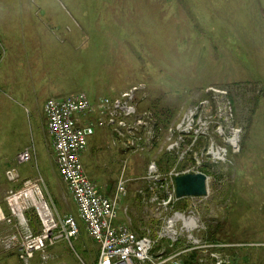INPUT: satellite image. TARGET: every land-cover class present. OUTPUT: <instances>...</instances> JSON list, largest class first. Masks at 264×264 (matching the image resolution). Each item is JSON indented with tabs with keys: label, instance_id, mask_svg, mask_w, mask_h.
<instances>
[{
	"label": "rangeland",
	"instance_id": "374dc122",
	"mask_svg": "<svg viewBox=\"0 0 264 264\" xmlns=\"http://www.w3.org/2000/svg\"><path fill=\"white\" fill-rule=\"evenodd\" d=\"M47 82L64 91L39 94ZM136 84L144 86L137 107L150 117L154 146L144 130L136 147L125 148L104 118L90 115L104 125H97L90 140V161L83 156L86 170L112 197L119 180H127L117 197L119 223L158 240L155 252L188 249L181 264H216L204 253L210 251L224 254L230 264H264V0H0L4 210L9 213L4 200L10 189L40 177L58 213L77 216L64 196L67 185L55 159L45 102L84 90L95 105ZM200 103L209 132L196 144L188 136L171 149L179 136L170 141L168 128ZM233 126L241 129L238 150L224 138ZM213 145L227 147L229 155L216 158ZM26 150L32 158L20 162ZM11 168L18 169L20 180H8ZM197 172L209 178L207 196L178 198L177 175ZM184 216L191 218L189 226ZM29 218L38 230L35 213ZM169 218L177 220L180 236L174 243L162 236ZM8 228L3 225L2 234ZM80 232L71 243L61 240L38 252L32 264H95L98 244L82 220ZM195 240L210 247L192 250ZM0 264L25 263L16 252L0 250Z\"/></svg>",
	"mask_w": 264,
	"mask_h": 264
},
{
	"label": "built area",
	"instance_id": "2783aa9c",
	"mask_svg": "<svg viewBox=\"0 0 264 264\" xmlns=\"http://www.w3.org/2000/svg\"><path fill=\"white\" fill-rule=\"evenodd\" d=\"M143 87V84L132 85L117 97L101 98L95 105L84 90L69 95L49 97L46 100L44 114L48 119V131L53 138L55 159L62 180L74 197L78 214L77 216L72 213L60 215L54 206V201L47 194L48 188L43 178H27L22 186L7 192L4 201L9 213L0 203V228L3 225L9 227L4 234L0 230V250L6 253L16 252L25 264H32L38 252H45L61 240H68L71 243L73 239H77L81 233L82 220L87 232L99 246V259L95 264H181L182 253H186L188 249L175 255H169L164 250L155 252L158 240L151 235L137 234L127 223H119L117 197L127 188V180L124 178L119 180L117 196L111 198L105 195L100 186L93 181L83 161L90 140L96 135L97 125H104L101 120L95 123L89 118L90 115L104 118L119 136L117 137L123 140L124 147L127 146L129 149L132 146L136 147V142H141L140 140L145 138V134L144 136L140 134L144 130L148 144L154 146L156 134L149 120L150 117L142 116L137 107L138 95ZM216 91L226 95L222 90ZM205 103L207 101L203 102ZM203 104L192 107L180 124L168 128L170 141L173 137L179 136L178 140L171 143V149L180 147L182 142L187 141L188 136L192 139V144H196L205 133L209 132L210 120L201 116ZM230 109L231 112L232 108ZM220 129V134L224 135L225 131ZM230 129L231 135L225 134L224 138L234 150H238L241 129L234 126ZM212 149H216L215 145ZM213 154L216 158L223 159L229 155L228 148L218 146ZM31 158L32 154L28 150L19 155L20 162H26ZM150 169L154 177L157 172L155 164ZM6 177L10 182L21 179L17 168L8 169ZM172 195L173 193L164 204L168 205L172 201ZM30 212H34L37 217L38 230H35L30 223ZM176 215H180V218L183 216L180 213ZM183 220L188 226L191 224V218L184 216ZM176 221V218H169L165 230L162 231V236H167L173 240V243L180 236L175 226ZM193 244L192 250H207L210 247L208 243H202L200 240H195ZM204 253L211 254L216 264L231 263L224 254L213 251ZM47 257L48 255L44 254L43 258L47 259ZM81 264L88 263L82 260Z\"/></svg>",
	"mask_w": 264,
	"mask_h": 264
},
{
	"label": "water",
	"instance_id": "95a60500",
	"mask_svg": "<svg viewBox=\"0 0 264 264\" xmlns=\"http://www.w3.org/2000/svg\"><path fill=\"white\" fill-rule=\"evenodd\" d=\"M208 176L203 172L184 173L175 178L177 197L184 198V196H207L208 190Z\"/></svg>",
	"mask_w": 264,
	"mask_h": 264
},
{
	"label": "crops",
	"instance_id": "0c3cea01",
	"mask_svg": "<svg viewBox=\"0 0 264 264\" xmlns=\"http://www.w3.org/2000/svg\"><path fill=\"white\" fill-rule=\"evenodd\" d=\"M13 89H15V87H13ZM59 92V91H64L63 90V88H62V86H61V84H51V83H49V82H47L46 83V85H43V86H41L39 89H38V93L39 94H41V92L43 93V94H51V93H54V92ZM50 97H53V96H50ZM49 98V97H48ZM47 98V99H48ZM49 132V131H48ZM51 138H52V136H51ZM53 139V138H52ZM85 155L87 156V159L89 160V148L87 149V151H86V153H85ZM84 155V156H85ZM90 161V160H89ZM88 173H89V175H90V177H91V172H89L88 170H86ZM60 174V173H59ZM61 178H62V176H61ZM92 178V177H91ZM93 179V178H92ZM27 180V179H26ZM63 181V180H62ZM93 181L97 184V181H95L94 179H93ZM64 182V181H63ZM66 185V184H65ZM98 186H100V184H97ZM100 188H101V190H102V192L105 194V195H108V196H110V197H112V195L111 194H109V193H107V192H104V190H103V188L100 186ZM66 190H67V193H66V195H64L65 197L68 195V197L71 199V201L73 202V204H74V206H75V208L77 209V205H76V202H75V200H74V197H72V195H71V193H70V191H69V189H68V187L66 186ZM67 198V197H66ZM54 201V200H53ZM77 212H78V210H76ZM77 212H76V214H77ZM75 214V213H74ZM85 228H86V226H85ZM87 230V229H86ZM97 255H98V258H97V260L99 259V246H98V248H97Z\"/></svg>",
	"mask_w": 264,
	"mask_h": 264
},
{
	"label": "trees",
	"instance_id": "16d2710c",
	"mask_svg": "<svg viewBox=\"0 0 264 264\" xmlns=\"http://www.w3.org/2000/svg\"><path fill=\"white\" fill-rule=\"evenodd\" d=\"M190 254H191V255H192V254H194V255H195V254H198V253H196V252H192V253H190Z\"/></svg>",
	"mask_w": 264,
	"mask_h": 264
}]
</instances>
